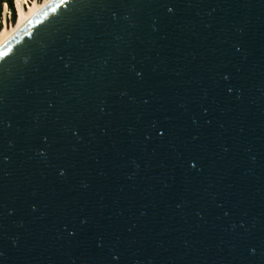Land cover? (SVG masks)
Instances as JSON below:
<instances>
[{
    "label": "water",
    "instance_id": "1",
    "mask_svg": "<svg viewBox=\"0 0 264 264\" xmlns=\"http://www.w3.org/2000/svg\"><path fill=\"white\" fill-rule=\"evenodd\" d=\"M0 53V264H264V0H52Z\"/></svg>",
    "mask_w": 264,
    "mask_h": 264
},
{
    "label": "bare ground",
    "instance_id": "2",
    "mask_svg": "<svg viewBox=\"0 0 264 264\" xmlns=\"http://www.w3.org/2000/svg\"><path fill=\"white\" fill-rule=\"evenodd\" d=\"M52 0H40L29 2V0H15L17 18L15 23L6 24L0 30V47L4 45L17 31H19L27 21L41 11Z\"/></svg>",
    "mask_w": 264,
    "mask_h": 264
},
{
    "label": "trees",
    "instance_id": "3",
    "mask_svg": "<svg viewBox=\"0 0 264 264\" xmlns=\"http://www.w3.org/2000/svg\"><path fill=\"white\" fill-rule=\"evenodd\" d=\"M8 8L9 17L8 22L15 23L17 11L15 9L14 0H0V30L3 28V6Z\"/></svg>",
    "mask_w": 264,
    "mask_h": 264
},
{
    "label": "rangeland",
    "instance_id": "4",
    "mask_svg": "<svg viewBox=\"0 0 264 264\" xmlns=\"http://www.w3.org/2000/svg\"><path fill=\"white\" fill-rule=\"evenodd\" d=\"M33 0H29V2H32ZM35 1H38V0H35ZM40 1V0H39ZM14 5H15V9H16V4H15V0H14ZM16 11H17V9H16ZM3 27L6 25V24H10L9 22H8V16H9V12H8V8L7 7H4L3 6ZM16 17H17V15H16ZM12 24V23H11Z\"/></svg>",
    "mask_w": 264,
    "mask_h": 264
},
{
    "label": "snow or ice",
    "instance_id": "5",
    "mask_svg": "<svg viewBox=\"0 0 264 264\" xmlns=\"http://www.w3.org/2000/svg\"><path fill=\"white\" fill-rule=\"evenodd\" d=\"M169 11H171V9H169ZM3 55V53H0V56H2Z\"/></svg>",
    "mask_w": 264,
    "mask_h": 264
},
{
    "label": "built area",
    "instance_id": "6",
    "mask_svg": "<svg viewBox=\"0 0 264 264\" xmlns=\"http://www.w3.org/2000/svg\"><path fill=\"white\" fill-rule=\"evenodd\" d=\"M39 1V0H38ZM4 7H6L5 5H4ZM9 17V16H8Z\"/></svg>",
    "mask_w": 264,
    "mask_h": 264
}]
</instances>
